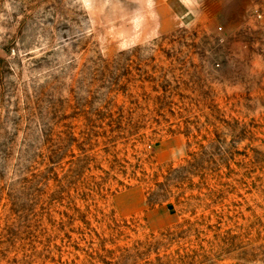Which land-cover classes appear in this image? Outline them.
<instances>
[{
    "label": "rangeland",
    "instance_id": "obj_1",
    "mask_svg": "<svg viewBox=\"0 0 264 264\" xmlns=\"http://www.w3.org/2000/svg\"><path fill=\"white\" fill-rule=\"evenodd\" d=\"M0 264H264V0H0Z\"/></svg>",
    "mask_w": 264,
    "mask_h": 264
},
{
    "label": "trees",
    "instance_id": "obj_2",
    "mask_svg": "<svg viewBox=\"0 0 264 264\" xmlns=\"http://www.w3.org/2000/svg\"><path fill=\"white\" fill-rule=\"evenodd\" d=\"M171 170L169 169V170H167V171H165V174H161V177L163 178V179H167V178H170L171 177ZM163 175H165V176H163Z\"/></svg>",
    "mask_w": 264,
    "mask_h": 264
}]
</instances>
